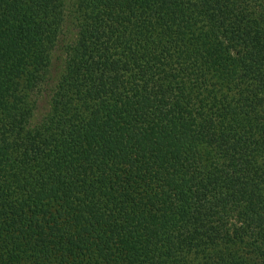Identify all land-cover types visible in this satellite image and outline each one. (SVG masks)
Segmentation results:
<instances>
[{
  "label": "trees",
  "instance_id": "obj_1",
  "mask_svg": "<svg viewBox=\"0 0 264 264\" xmlns=\"http://www.w3.org/2000/svg\"><path fill=\"white\" fill-rule=\"evenodd\" d=\"M0 264H264V0H0Z\"/></svg>",
  "mask_w": 264,
  "mask_h": 264
},
{
  "label": "rangeland",
  "instance_id": "obj_2",
  "mask_svg": "<svg viewBox=\"0 0 264 264\" xmlns=\"http://www.w3.org/2000/svg\"><path fill=\"white\" fill-rule=\"evenodd\" d=\"M48 109V101L45 98V96L40 97L39 103H38V110L35 113L34 119H39L45 111Z\"/></svg>",
  "mask_w": 264,
  "mask_h": 264
}]
</instances>
